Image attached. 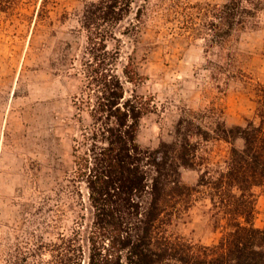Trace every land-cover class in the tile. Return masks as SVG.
<instances>
[{
	"label": "trees",
	"instance_id": "16d2710c",
	"mask_svg": "<svg viewBox=\"0 0 264 264\" xmlns=\"http://www.w3.org/2000/svg\"><path fill=\"white\" fill-rule=\"evenodd\" d=\"M22 1L0 0V12L14 11ZM47 1L36 12L37 22L49 16ZM133 3L89 0L79 19L86 44L76 54L71 42L60 51L62 67L77 66L83 77L74 99L79 124L73 169L54 190L57 203L52 196L44 198V216L33 217L30 245L13 263L264 264V227L254 223L255 188L264 185V81L241 68L239 53L229 48L237 30L257 25L264 0L182 8L185 28L206 35L207 52L215 56L209 60L214 78L248 83L256 105L244 125H229L217 106L186 111L174 139L153 148L143 147L138 133L155 100L127 87L145 79L135 57L122 62L124 37L134 41L143 20L139 8L133 21L120 28ZM210 142L229 147L213 158ZM182 168L198 171L196 185L184 183ZM68 198L76 203H66ZM199 200L209 201L214 226L221 232L215 243L191 242L169 230L173 217ZM75 204L84 212L69 231L58 230ZM44 230L55 231L53 238L47 240Z\"/></svg>",
	"mask_w": 264,
	"mask_h": 264
},
{
	"label": "rangeland",
	"instance_id": "374dc122",
	"mask_svg": "<svg viewBox=\"0 0 264 264\" xmlns=\"http://www.w3.org/2000/svg\"><path fill=\"white\" fill-rule=\"evenodd\" d=\"M89 0H48L49 16L41 22L36 12L42 0H23L14 11L0 12V264H14L30 245L28 230L33 217L42 218L44 198L73 169V137L78 134L75 96L83 85L77 66L64 69L61 49L67 42L73 54L86 44L79 19ZM229 0H134L132 13L120 28L143 11L139 35L124 37L122 62L135 57L145 79L129 90L152 96L154 111L141 121L138 140L143 147H157L175 137L176 126L186 111L217 106L229 125H244L255 108V92L240 79L216 80L209 60L205 34L185 28L183 9L188 4H223ZM179 12V13H178ZM250 26L237 30L229 48L239 53V66L254 80L264 81V11ZM115 47V42H110ZM88 122L86 112L82 113ZM229 145L210 142L213 158ZM197 170L182 168V179L196 185ZM257 214L254 223L264 227V185L255 188ZM76 203L74 199L66 201ZM207 200L194 202L175 215L172 233L191 242L212 244L221 236L211 218ZM81 210L68 208L59 229L69 231ZM50 230V229H46ZM44 230L45 238L54 232Z\"/></svg>",
	"mask_w": 264,
	"mask_h": 264
}]
</instances>
